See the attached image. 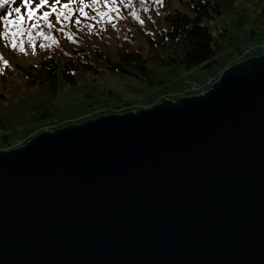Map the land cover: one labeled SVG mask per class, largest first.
Returning <instances> with one entry per match:
<instances>
[{
    "label": "water",
    "instance_id": "95a60500",
    "mask_svg": "<svg viewBox=\"0 0 264 264\" xmlns=\"http://www.w3.org/2000/svg\"><path fill=\"white\" fill-rule=\"evenodd\" d=\"M0 264H264V54L0 150Z\"/></svg>",
    "mask_w": 264,
    "mask_h": 264
},
{
    "label": "trees",
    "instance_id": "16d2710c",
    "mask_svg": "<svg viewBox=\"0 0 264 264\" xmlns=\"http://www.w3.org/2000/svg\"><path fill=\"white\" fill-rule=\"evenodd\" d=\"M235 4L253 12L241 45L244 16L217 36L209 27ZM263 24L264 0H0V150L175 100L215 79Z\"/></svg>",
    "mask_w": 264,
    "mask_h": 264
},
{
    "label": "rangeland",
    "instance_id": "374dc122",
    "mask_svg": "<svg viewBox=\"0 0 264 264\" xmlns=\"http://www.w3.org/2000/svg\"><path fill=\"white\" fill-rule=\"evenodd\" d=\"M250 5L252 6V4H250ZM111 8L112 7L107 8V10L105 12L108 14L110 12ZM113 11H114V13H116V10L115 9H113ZM122 14H124V13H121V15ZM242 14H244V13L240 12L239 5L235 4V6L233 7V9L231 11H229L228 13H226L225 15H223L222 17H220L219 19H217L215 21H211V23L209 25L211 33L214 36H217L219 34V32H221V30L223 29V27H225L227 24L231 23L232 21L237 20L239 18V16H241ZM252 15H253V12L252 11H249L246 15H242V16H244V22H243L242 25H240L241 31L235 33L236 43L239 44V45H241L243 43L242 34H244L246 31H248L250 29V27L252 26L251 17H250ZM116 16H117V13H116ZM256 27L257 28H261L264 31V24L261 25L260 27L259 26H256ZM257 38L258 37H256L255 40L246 42L243 45V47H242V49H241L240 52H243L244 48L247 47V46L255 47V48L253 50H251L250 52L246 53L245 55H243L242 53H240L234 59V61L232 62L231 65H234L236 63H239V62H241L243 60H246L248 58H251V57H254V56H259V55H263L264 54V42H262V41H264V35H262L258 39ZM221 72L218 74V76L215 79L213 77H207L206 79H211L212 80V83H213V82H215V80H217V78L219 77V75L221 74ZM196 93H197L196 91H193L192 88L189 87V89L188 88L184 89L183 90V93H181L179 95L178 94H175L174 96L180 98V97H185V96L196 95ZM167 99H171L172 100L171 97H168ZM132 111H135V110H132ZM88 119H92V118H90V117L87 118V119L83 118V119H80L79 121H82L83 122V121H86ZM14 148H18V147H14Z\"/></svg>",
    "mask_w": 264,
    "mask_h": 264
},
{
    "label": "built area",
    "instance_id": "2783aa9c",
    "mask_svg": "<svg viewBox=\"0 0 264 264\" xmlns=\"http://www.w3.org/2000/svg\"><path fill=\"white\" fill-rule=\"evenodd\" d=\"M264 42V41H262ZM255 47H250L247 46L244 48L243 52H241L243 55H245L246 53L250 52L251 50H253ZM212 85V80L211 79H205L203 82H201L200 84L196 85V86H192V90L202 93L205 90H207L210 86Z\"/></svg>",
    "mask_w": 264,
    "mask_h": 264
},
{
    "label": "bare ground",
    "instance_id": "6f19581e",
    "mask_svg": "<svg viewBox=\"0 0 264 264\" xmlns=\"http://www.w3.org/2000/svg\"><path fill=\"white\" fill-rule=\"evenodd\" d=\"M196 94H200L199 92H197Z\"/></svg>",
    "mask_w": 264,
    "mask_h": 264
}]
</instances>
